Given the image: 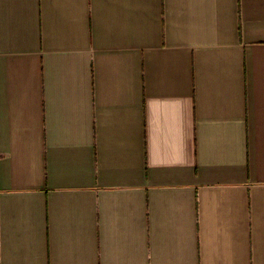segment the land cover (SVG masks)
<instances>
[{"label":"crops","instance_id":"1","mask_svg":"<svg viewBox=\"0 0 264 264\" xmlns=\"http://www.w3.org/2000/svg\"><path fill=\"white\" fill-rule=\"evenodd\" d=\"M0 264H264V0H0Z\"/></svg>","mask_w":264,"mask_h":264}]
</instances>
